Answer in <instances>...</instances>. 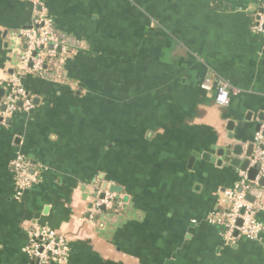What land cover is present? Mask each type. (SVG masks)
Segmentation results:
<instances>
[{"label":"crops","instance_id":"0c3cea01","mask_svg":"<svg viewBox=\"0 0 264 264\" xmlns=\"http://www.w3.org/2000/svg\"><path fill=\"white\" fill-rule=\"evenodd\" d=\"M37 4L77 49L47 77L26 76L33 109L2 123L18 32ZM262 4L0 0V264L34 263L32 224L66 238V264H264V231L229 243L208 220L226 212L242 171L218 151L244 161L264 122V42L251 31ZM211 72L230 86L225 108L201 89ZM20 156L38 182L17 198ZM103 183L122 188L110 210L94 207ZM257 218L264 226V210Z\"/></svg>","mask_w":264,"mask_h":264},{"label":"built area","instance_id":"2783aa9c","mask_svg":"<svg viewBox=\"0 0 264 264\" xmlns=\"http://www.w3.org/2000/svg\"><path fill=\"white\" fill-rule=\"evenodd\" d=\"M35 11L31 25L19 30V37L24 42V50L19 55L16 71L6 80V95L3 98L1 122L5 123L14 114L29 113L34 105L32 97L23 86L26 76L47 77L48 67L53 62L62 63L66 56L72 54L77 46L67 42L56 31L53 21L45 8ZM251 31L260 35L264 42V4L253 16ZM201 89L214 95V103L225 108L230 103V86L214 73H208L201 83ZM254 152L249 167L259 166L253 180L249 179L246 170L239 172V179L234 187L224 191L226 212L220 216L210 217V223L221 227L224 241L237 243L243 239L257 241L264 226L257 218L264 210V193L260 185L264 178V122L253 138ZM16 181V197L38 182V175L32 173V164L20 156L13 163ZM94 207L96 209H112L115 194L97 186L95 189ZM250 195L252 200H248ZM240 221V225H238ZM28 245L26 253L33 264H66L69 257V246L66 238L48 226L32 224L27 229Z\"/></svg>","mask_w":264,"mask_h":264},{"label":"water","instance_id":"95a60500","mask_svg":"<svg viewBox=\"0 0 264 264\" xmlns=\"http://www.w3.org/2000/svg\"><path fill=\"white\" fill-rule=\"evenodd\" d=\"M231 125V124H229ZM259 130V127H257V131ZM211 149L215 150V147H212ZM230 147H227L225 150H220L218 151V156L219 157H223L225 156V161L226 162H230L232 166L234 167H238L240 168L242 171H245L248 169V176H249V179L253 180L258 172V169H259V166L256 165L254 167H249V159L251 157V154H252V151H253V144L252 145H249V148L246 152V155H245V159L244 161H240L239 159L237 158H232L230 159ZM232 153L235 155V156H239L241 154V149L240 147H236L234 151H232ZM202 158L207 161V162H210V163H217V165H220L221 164V160L217 161L216 158L212 155H210L209 153H204L203 155H201ZM260 185L261 186H264V178L261 179L260 181ZM102 188L105 190L107 189L110 193H113V194H119L122 192V188L118 185H107V183H103L102 184ZM247 199L248 200H252V197L250 195L247 196ZM238 225H240V221H238ZM233 248L236 247L235 244H230Z\"/></svg>","mask_w":264,"mask_h":264}]
</instances>
